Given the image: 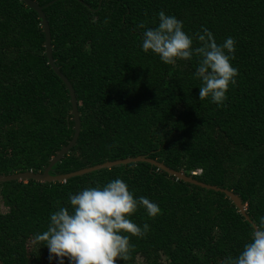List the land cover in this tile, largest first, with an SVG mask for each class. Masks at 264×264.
Returning a JSON list of instances; mask_svg holds the SVG:
<instances>
[{
  "label": "trees",
  "instance_id": "1",
  "mask_svg": "<svg viewBox=\"0 0 264 264\" xmlns=\"http://www.w3.org/2000/svg\"><path fill=\"white\" fill-rule=\"evenodd\" d=\"M34 1L44 7L55 64L74 87L81 121L76 145L52 175L145 156L232 191L253 223L264 216V0ZM160 11L182 21L189 36L207 28L218 44L236 41L237 83L222 105L199 100L198 57L167 65L143 51L138 25L157 27ZM74 125L38 13L22 0H0V176L43 172ZM117 178L134 198L161 209L155 218L143 208L129 217L150 230L130 237V259L117 264H220L251 240L253 224L226 194L137 162L56 183H1L7 212L0 213V259L58 264L32 238L47 230L53 212L69 207V194Z\"/></svg>",
  "mask_w": 264,
  "mask_h": 264
},
{
  "label": "clouds",
  "instance_id": "2",
  "mask_svg": "<svg viewBox=\"0 0 264 264\" xmlns=\"http://www.w3.org/2000/svg\"><path fill=\"white\" fill-rule=\"evenodd\" d=\"M158 19L155 28H146L143 23L138 25L144 29L143 51L158 55L167 65L198 57L194 75L201 81L199 100L210 97L211 102L222 105L229 86L237 83L238 70L231 64L235 59L236 41L228 37L218 44L207 28H202L194 37L189 36L183 30V22L164 11L158 13ZM193 39L199 46L193 47ZM139 208L145 209L151 218L161 214L158 204L148 198H134L122 179H113L103 186L85 187L76 194H69V207H59L53 212L47 230L37 233L32 243L46 246L49 261L57 260L58 264H65V260L68 264L127 261L134 247L130 237H144L150 230L149 224L141 227L129 219ZM220 264H264V216L253 223L251 240L239 255L227 256Z\"/></svg>",
  "mask_w": 264,
  "mask_h": 264
},
{
  "label": "water",
  "instance_id": "3",
  "mask_svg": "<svg viewBox=\"0 0 264 264\" xmlns=\"http://www.w3.org/2000/svg\"><path fill=\"white\" fill-rule=\"evenodd\" d=\"M25 2V4L34 9L40 19L42 20V27L44 29L45 33V48H46V55L49 61V65L51 68L54 70V72L62 79V81L65 83L69 90V95H70V102L72 105V114H73V120L75 122L74 125V135L71 141L68 143V145L64 146L58 153L57 155L52 159L48 167L43 171V172H23V173H16L12 175H3L0 176V184L1 183H6V182H11V181H28V180H34L36 182L40 183H56L60 181H65L67 179L73 178V177H78V176H83L95 171L103 170V169H111L113 167H117L120 165H128L132 163H137V162H147L152 165L157 166L158 168L162 169L163 171L167 172L170 176L176 177L177 179H180L186 183H191L194 185H197L199 187L208 189V190H213L216 192H222L226 194V196L233 202V204L237 207L239 212L244 216V218L253 224L251 221V218L247 214V209L246 205L242 202V199L234 194L232 191L220 188L215 185H210L206 184L203 182H200L196 179H194L192 176H187L183 171H176L174 169H171L167 167L165 164L160 163L154 159L145 157V156H138L134 158H126V159H121V160H116V161H107L103 164L95 165L92 167H87L75 172L67 173V174H61V175H52L51 171L53 167L62 161L66 155L70 152V150L76 145L80 131H81V121H80V112H79V104L77 101L76 97V92L74 90V87L72 83L69 81V79L60 71V69L56 66L55 60L53 57V46H52V35H51V29L49 22L47 20L46 14L44 12V7H41L36 1L34 0H22ZM57 0H54L47 4L45 7L50 6ZM0 264H4L3 261L0 259Z\"/></svg>",
  "mask_w": 264,
  "mask_h": 264
},
{
  "label": "rangeland",
  "instance_id": "4",
  "mask_svg": "<svg viewBox=\"0 0 264 264\" xmlns=\"http://www.w3.org/2000/svg\"><path fill=\"white\" fill-rule=\"evenodd\" d=\"M5 212H7V208L5 207V205L3 204L0 198V213H5ZM136 264H144V262L141 260H138Z\"/></svg>",
  "mask_w": 264,
  "mask_h": 264
}]
</instances>
